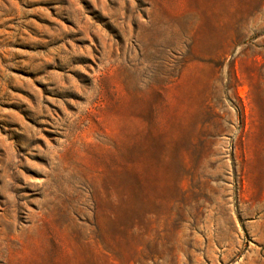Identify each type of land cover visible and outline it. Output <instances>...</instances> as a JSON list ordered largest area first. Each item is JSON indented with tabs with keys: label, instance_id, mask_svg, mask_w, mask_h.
I'll return each mask as SVG.
<instances>
[{
	"label": "rangeland",
	"instance_id": "374dc122",
	"mask_svg": "<svg viewBox=\"0 0 264 264\" xmlns=\"http://www.w3.org/2000/svg\"><path fill=\"white\" fill-rule=\"evenodd\" d=\"M0 264H264V0H0Z\"/></svg>",
	"mask_w": 264,
	"mask_h": 264
}]
</instances>
